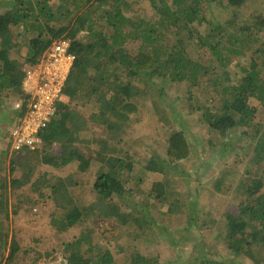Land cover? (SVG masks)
I'll return each instance as SVG.
<instances>
[{"label": "trees", "instance_id": "trees-1", "mask_svg": "<svg viewBox=\"0 0 264 264\" xmlns=\"http://www.w3.org/2000/svg\"><path fill=\"white\" fill-rule=\"evenodd\" d=\"M92 1L0 0V123L8 124L7 130L0 133V141L7 143L5 153L10 148L11 130L22 118L25 109L9 110L6 107L7 99L24 94L26 69L35 66L47 48L65 35L71 40V52L76 57L64 91L68 102L59 103L56 118L42 133V147L35 152H27L32 154L29 161L34 158L56 170L74 163L80 172L89 169L92 160L74 144L76 131L67 124L73 102L82 98L89 101L94 97L100 112L93 114L91 119L100 125L102 131H114L116 138L121 129L117 128L136 120L138 117L134 119L132 116L140 114L147 107L146 101H153L148 111H154L155 101L149 98L154 93L159 102L171 101L166 95V84L178 86L189 83L199 88L200 82L206 81L211 91H202L205 99L199 98V89L188 91L189 114L195 115L196 124L207 131V136L220 138L221 158L237 150L230 139L233 130L239 129L237 147L243 146L246 154L253 149V163L264 167V124L256 122L259 109L264 112V16L251 14L241 20L235 14L224 21L209 20H216L215 8L239 12L258 0H145L155 12L153 22L127 16L125 12L130 7L127 0H96L85 10ZM84 10L78 28L69 32L67 27ZM96 22L104 23V29L98 30L94 26ZM194 24L203 26L204 32L199 30L195 33L191 29ZM82 31L87 33L84 39L79 38ZM193 39L200 47L206 48L211 65L191 59L186 52L188 43ZM132 42L138 44L136 54L130 50ZM21 46L27 49L22 63L12 58ZM241 58L248 65L242 67V76L235 79L227 68L234 60ZM102 64L108 67L107 70ZM101 70L104 73L98 76ZM144 100V105L143 102L139 104ZM252 103L257 106H252ZM166 105L168 109H173L172 104ZM163 111L161 121L173 115L172 112ZM177 124L178 129L169 135L164 153L151 156L145 166L146 171L167 178L172 173L182 176L181 162L192 156L190 136L195 132L190 134L189 130V133L183 130L186 122L182 119ZM247 141L250 145H247ZM57 142L61 144L58 154L53 151ZM101 142L110 151L111 141ZM83 143H87V140ZM111 151L114 154L119 152L116 147ZM101 159L110 163V158ZM115 159L117 162L100 173L92 183L93 191L100 196L99 202H77L78 205H72L74 207L61 216L51 218V225L58 234H68L74 226L87 221L106 224L111 220L113 222L109 228L117 235L120 228H126L129 224L135 226L136 233L133 232L137 235H143L149 229L153 221L147 212L149 207H137L125 202L128 191L123 184V158ZM21 160L23 163L12 162L10 170V187L14 195L24 182H31L36 169V165L26 163V156ZM17 167L23 169L21 176L17 175ZM231 172L230 168H224L214 179L213 189L222 195L238 193L243 197L238 204V215L229 214L221 220L212 218L199 224L198 203L187 202L186 230L194 235L196 232L191 230L210 229L218 225L222 234L216 239L234 258L230 264H242L238 260L240 258L249 260L251 264H264V171L260 169L255 176L244 173L240 177L236 171L234 175ZM47 177V174L41 175L32 183V193L43 197L45 188H48L55 202L57 198L67 202L72 200L69 188L63 185L64 181L59 179L53 183ZM166 182L153 185L149 195L152 205L165 202L168 196ZM6 191V182L0 174V251L5 250L8 239L2 224L8 214ZM37 199L31 200V203L36 204ZM106 201L113 205L102 210ZM180 202V199L173 200L170 208L173 210ZM23 204L28 206L26 200L16 202V207L13 206L15 214ZM92 241V231L88 228L67 244L64 252L67 253L68 264L116 263L115 251L110 248L90 255L96 247ZM84 242L90 244L86 251H83ZM116 244H110L114 245V250ZM124 247L125 253L121 252V255H125L124 259L129 264H159L155 258H145L133 247L119 244L120 249ZM193 250L197 253L196 260L201 259V264H225L213 258L203 260L204 252L198 245L194 244ZM17 251H20V246L15 242L8 261L14 258ZM37 255L40 257V254Z\"/></svg>", "mask_w": 264, "mask_h": 264}, {"label": "rangeland", "instance_id": "rangeland-1", "mask_svg": "<svg viewBox=\"0 0 264 264\" xmlns=\"http://www.w3.org/2000/svg\"><path fill=\"white\" fill-rule=\"evenodd\" d=\"M95 1L93 0L87 5L85 10L94 4ZM127 2L130 4V7H127L125 12L127 16L144 18L150 22L155 20V12L147 1L127 0ZM85 10L67 27L69 32L78 28V23ZM215 12L216 20L210 18V21H224L235 14L239 15L238 19L241 20L248 18L251 14L264 16V0H258L252 5L248 4L239 12H235L233 9L220 10L218 8H215ZM104 25V23L96 22L94 26L98 30H102L104 29ZM191 29L195 33L199 30L204 32V27H199L197 24H194ZM86 36L87 33L83 31L79 34V38L81 39L86 38ZM262 37H264V34ZM23 43L24 41L22 45ZM130 50L132 54H136L138 44L132 42ZM186 52L191 59L196 61L201 60L211 65L208 61L209 55L206 48L200 47L196 40L193 39L188 43ZM26 53L27 49L21 46V49L16 50L12 58L22 63L24 62ZM247 65L248 62L242 58L234 60L227 68V72L233 78L238 79L243 74L242 67H246ZM104 68L107 70L108 67L104 66ZM103 73L104 71L101 70L98 76ZM199 86L201 87H193L189 83H181L178 86L166 84V95L171 101L159 102L157 95L154 93V96L149 97L155 101L154 111H148L153 101L151 103L150 101H146L148 103L147 107L144 108L145 110L143 109L140 114L132 116L134 119L138 117L136 120L117 128L121 129L118 130L120 134L116 138L113 136L114 131H108L107 129L102 131L99 129L100 125H97L96 121L91 119L93 114L100 112L94 97L89 101L82 98L78 102L71 103L72 111L67 119V124L72 130L76 131L75 137L76 141L77 139L78 141H75L74 144L92 160L89 169L85 172L77 170V164L75 163L56 170L38 162L34 158L29 161L32 156V154L27 153L29 151L12 154L8 150L5 153L7 143L6 141H0V174L6 182L8 202V214L2 220V224H4L8 235L7 247L5 250L0 251V264H68L67 253L66 251L64 252L65 246L87 231L88 228L92 231V245L96 246L90 255H96L100 249L105 250L110 248L115 251V264H129V261H125L124 259L125 255H121V252L125 253V247L120 249L119 244L121 246H131L145 258H155L159 264H201V259L196 260L195 258L197 256V253L193 250L195 244L204 252L203 260L213 258L214 260L223 261L225 264H230L234 258L216 239L217 236L222 234V229L218 225L213 228L210 227V229L191 230L196 232L194 235L186 230L188 222V206L186 203L194 201L198 203L199 224L210 221L212 218L221 220L229 214L238 215V204L243 200V197L238 193H234L233 195L217 193L213 189L214 179L224 168H230L232 175L236 171L238 177H240L244 173H249V176H255L257 170L261 169L264 171V167L260 168L253 163V149L250 151V154H246L243 146L238 145L237 147L236 141L239 137V129L233 130L232 138L230 139L237 150L227 154L225 158H221L220 149L222 144L220 138L217 136H207L205 133L207 131L196 124L197 119L195 115L189 114L188 91H198L197 89H199L198 95H200V99H205V96L202 95L203 90L211 91L208 89L206 81L200 82ZM23 95L11 96L7 99L8 103L6 107L9 110L12 109L15 102L23 99ZM64 102H68V98H65ZM142 102L144 105L145 100L139 102V104ZM166 103L172 104L171 108L173 109H168L169 107H167ZM252 106H257V104L252 103ZM163 109L165 112H172L171 114L174 116L165 117L161 121L160 117L164 115ZM181 119L184 120V123L186 122V127L183 130L187 132L189 130L190 134L193 131L195 132V134L190 136V139L192 138L190 140L192 142H190L192 156L188 160L181 162L182 176L172 173L167 178L166 176L146 171L145 166L148 159L154 154L164 153L169 135L178 129L177 123ZM85 122H87L86 125ZM256 122L264 124V112L262 109H259ZM7 128L8 124L4 122L0 123V133L6 131ZM202 137L204 138L203 140ZM0 140H2L1 135ZM86 140L87 143H83ZM102 140L111 141L110 151L101 142ZM60 145L57 142L53 149L56 154L60 151ZM247 145H250L248 141ZM115 147L119 151L118 154H114L111 151ZM25 156L27 164L31 166L36 165L35 173L32 176L31 182L28 184L24 182L22 188L14 195L10 187L12 162L23 163L21 159L25 158ZM102 157L110 158V163L109 160L107 163L102 161ZM118 157L123 158V166L125 167L123 170V184L128 191L125 202L132 203V205L137 207H149L147 212L153 220L149 229L146 230L145 234L137 235L135 234V226L129 224L126 228H120L117 235L109 228L113 222L111 220L106 224L87 221L74 226L68 234H58L51 225V218L55 215L61 216L72 209L74 207L72 205H78L79 202L92 204L99 202L100 196L93 191L94 185L92 183L96 181L100 173L113 166L117 162L115 158ZM17 170V175L21 176L23 169L17 167ZM44 174H47V178L52 182L54 181L53 183L59 179L64 181L63 185L69 188L72 200L67 202L63 198H57L55 202L54 196L48 188H45L43 197H38L37 194L32 193V183ZM161 181L167 183L168 188L166 190L168 191V196L163 204L156 202V204L152 205L149 197L152 192L151 189H153V185L156 182ZM74 183H77V185L75 186ZM36 198H38V201L36 204H32L31 200ZM175 199H180L181 202L172 210L170 205ZM19 200H26L28 206L23 204L22 208L15 214L13 206L16 207V202ZM108 205L112 206L113 204L106 201L102 206V210L107 209ZM97 225L102 228L99 229ZM196 236H199L198 239H194ZM15 242L20 246V251H17L14 258L8 261ZM117 242L119 243L116 244ZM112 243L116 244V250H114V245H110ZM89 245L84 242L82 245L83 251H86ZM25 250L27 251L25 252ZM118 251H120L119 254L116 253ZM36 252L40 254V257ZM238 260L242 264H251L249 260L243 258Z\"/></svg>", "mask_w": 264, "mask_h": 264}, {"label": "built area", "instance_id": "built-area-1", "mask_svg": "<svg viewBox=\"0 0 264 264\" xmlns=\"http://www.w3.org/2000/svg\"><path fill=\"white\" fill-rule=\"evenodd\" d=\"M75 59L71 40L64 35L47 48L35 66L26 69L24 97L13 104V111L25 109L11 130L9 152H34L42 147V133L56 118L58 105L66 98L64 91Z\"/></svg>", "mask_w": 264, "mask_h": 264}]
</instances>
